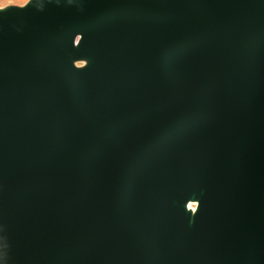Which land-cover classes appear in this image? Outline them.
Listing matches in <instances>:
<instances>
[{"label":"water","instance_id":"obj_1","mask_svg":"<svg viewBox=\"0 0 264 264\" xmlns=\"http://www.w3.org/2000/svg\"><path fill=\"white\" fill-rule=\"evenodd\" d=\"M0 264H264V0L0 7Z\"/></svg>","mask_w":264,"mask_h":264},{"label":"bare ground","instance_id":"obj_2","mask_svg":"<svg viewBox=\"0 0 264 264\" xmlns=\"http://www.w3.org/2000/svg\"><path fill=\"white\" fill-rule=\"evenodd\" d=\"M8 1H18V2H22V3H16V2L6 3ZM28 1L29 0H0V4H3V5H0V7H4V6L8 5V4H19V5H23V4L27 3ZM4 3H6V4H4ZM188 205H189L190 208L195 209L196 206H197V202H192L191 201V202H189Z\"/></svg>","mask_w":264,"mask_h":264},{"label":"rangeland","instance_id":"obj_3","mask_svg":"<svg viewBox=\"0 0 264 264\" xmlns=\"http://www.w3.org/2000/svg\"><path fill=\"white\" fill-rule=\"evenodd\" d=\"M10 2L22 3V2H18V1H8L6 3H10ZM6 3H4V4H6ZM0 5H3V4H0Z\"/></svg>","mask_w":264,"mask_h":264}]
</instances>
